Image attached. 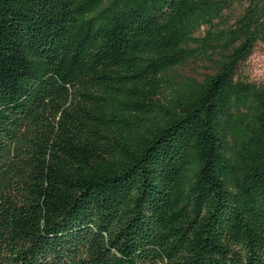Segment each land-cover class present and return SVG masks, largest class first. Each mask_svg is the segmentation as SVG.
I'll return each instance as SVG.
<instances>
[{
    "label": "trees",
    "instance_id": "1",
    "mask_svg": "<svg viewBox=\"0 0 264 264\" xmlns=\"http://www.w3.org/2000/svg\"><path fill=\"white\" fill-rule=\"evenodd\" d=\"M261 40L264 0H0V264H264Z\"/></svg>",
    "mask_w": 264,
    "mask_h": 264
},
{
    "label": "rangeland",
    "instance_id": "2",
    "mask_svg": "<svg viewBox=\"0 0 264 264\" xmlns=\"http://www.w3.org/2000/svg\"><path fill=\"white\" fill-rule=\"evenodd\" d=\"M213 68L214 63L212 61L196 58L178 67V72L181 77L200 78L206 72H211ZM236 76L256 84L264 83V40L258 41L251 54L239 64Z\"/></svg>",
    "mask_w": 264,
    "mask_h": 264
}]
</instances>
